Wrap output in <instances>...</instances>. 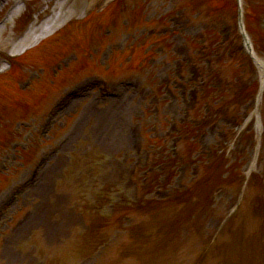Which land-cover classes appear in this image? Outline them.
<instances>
[{
	"label": "rangeland",
	"instance_id": "1",
	"mask_svg": "<svg viewBox=\"0 0 264 264\" xmlns=\"http://www.w3.org/2000/svg\"><path fill=\"white\" fill-rule=\"evenodd\" d=\"M12 1L16 3V0ZM90 1L93 5L89 4ZM105 1L109 0H71L79 12L68 16L72 20L64 19L61 25H67L63 29L40 42L34 49L33 36L17 47L19 51L23 47L32 48L19 57L25 66L23 74L18 77L34 74L31 78H37L42 74L37 69L39 67L50 74L51 64L59 62L57 66L62 64L63 69L55 77L54 84L45 75L47 77L44 76L43 81L33 84V89L22 92L13 78L5 74L7 72L0 75V179L3 181L0 189V264H99L101 257L103 262V258L112 256L110 249L115 245L113 240L103 246L109 249L108 252L101 249L100 253L89 259L79 258L84 254L78 255L75 250L79 245L74 244L82 242L77 232L84 230V227L78 226L84 217L75 204L91 202L94 196L104 194L102 190H107L108 195L113 192L109 195L113 202L119 196L128 199L135 191L132 184L134 179L142 176L140 171H135V165H143L145 161L147 148L143 149L142 146L143 128L147 134H152L149 138H155L153 141L157 140L161 148V151L155 146L148 148L153 160L159 155V159L167 160L170 146L162 141L169 139L172 134L168 127L170 121L176 120L179 126L182 125L180 121L191 117L192 108L189 109V105L196 106V103L190 102V90L201 95L210 91L212 83H219L221 87L217 94L211 96V99L218 100L222 98H217V95L226 94L239 83L236 80L230 83V72L225 68L221 71L216 68L218 64L228 63V58L221 52L214 53L217 48L213 47L218 39L217 29H228V20H222L221 24L210 20L201 21L190 11L181 9L185 0H119L118 9L121 11H118L117 19L112 22V17H108L109 12L97 14L96 8ZM39 2L42 0L27 3L25 10L22 9L8 26L5 25L6 28L0 33V44L8 48L15 45L13 41L23 31L21 25L31 16ZM259 3L263 5L264 0ZM93 6L96 11L92 10ZM130 11L137 14L141 11L146 21L150 18L152 21L163 19L165 28L159 25L153 30H166L167 34L158 35L152 30L154 37L150 38L148 26L138 31L141 24L134 30L128 29L121 21L129 20ZM45 12L50 15L51 7ZM64 13L68 14V11ZM108 23L113 27L110 35L104 28ZM261 27L264 29V17ZM140 33L142 38H139ZM72 48L83 56L66 68L67 53ZM174 48L179 53H174ZM149 50L152 53L147 62L138 65L145 56L143 53ZM88 55L94 58L90 60ZM211 66L213 69L209 70ZM140 68H143L141 72ZM179 68L183 69V81L178 78ZM121 79L130 82L131 87L119 90L115 84ZM72 83L75 85L72 90L74 96L59 109L58 115L61 116L54 120L48 138L37 143L41 132L37 125L42 113ZM95 84L99 86L93 89ZM49 88L54 92H50ZM44 91L49 92L48 96L45 93L44 99L39 100L41 95L44 96ZM39 109H42L40 114ZM112 111L115 115L125 117L121 126L120 122L116 126V116L105 122ZM217 118L220 119V116ZM18 122L24 123L20 125L21 128ZM12 124L15 125L14 134H10L8 129ZM247 133L240 132L238 139L242 140ZM6 137L13 143L6 144ZM224 139L226 141L227 134ZM211 141L212 138L204 140L206 150H210ZM237 144L241 147L247 144L251 154L247 140L243 139L241 143L238 140ZM39 157L40 168L35 181L25 188H15L17 183L26 181L28 170L34 163L32 161ZM175 167L181 173L168 184L172 179L170 173ZM186 167L192 168L181 165V158L178 163H169L167 173L166 169L160 172L162 177L159 181L164 185L161 192L183 185L188 176L187 171H191ZM16 190H19L18 195H10L8 200L3 201L9 191ZM248 197L251 207L253 200L250 195ZM202 220H205V216L197 219L198 227ZM187 233H191L190 228ZM227 238L222 237L218 247L227 244ZM179 248L174 247L177 250L174 264L182 263L177 259ZM195 248L193 243L189 251L196 252L193 256L198 257L200 250L199 247ZM179 253L184 258L187 251ZM212 257L207 263L213 262Z\"/></svg>",
	"mask_w": 264,
	"mask_h": 264
},
{
	"label": "bare ground",
	"instance_id": "2",
	"mask_svg": "<svg viewBox=\"0 0 264 264\" xmlns=\"http://www.w3.org/2000/svg\"><path fill=\"white\" fill-rule=\"evenodd\" d=\"M13 18H14V16H13ZM12 19V18H11ZM263 75H264V73H263Z\"/></svg>",
	"mask_w": 264,
	"mask_h": 264
}]
</instances>
